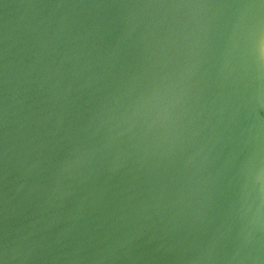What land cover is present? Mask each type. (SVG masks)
<instances>
[{
  "label": "water",
  "instance_id": "1",
  "mask_svg": "<svg viewBox=\"0 0 264 264\" xmlns=\"http://www.w3.org/2000/svg\"><path fill=\"white\" fill-rule=\"evenodd\" d=\"M0 264H264V0H0Z\"/></svg>",
  "mask_w": 264,
  "mask_h": 264
}]
</instances>
